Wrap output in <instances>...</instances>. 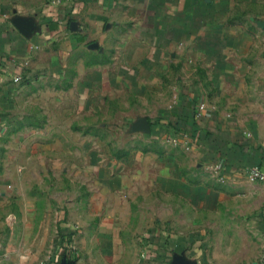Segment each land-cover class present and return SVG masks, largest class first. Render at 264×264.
<instances>
[{"label":"crops","instance_id":"1","mask_svg":"<svg viewBox=\"0 0 264 264\" xmlns=\"http://www.w3.org/2000/svg\"><path fill=\"white\" fill-rule=\"evenodd\" d=\"M244 27L252 32L247 39L253 49L239 45L227 55L222 47L225 32L237 37ZM177 43L213 59L250 54L263 59L261 69L227 62L223 69L216 67V73L225 74L227 84L237 85L232 78L242 74L244 79L251 70L264 75V0H50L33 12L15 11L0 3V139L8 134L9 149L19 145L18 138L23 148L29 144L34 130L12 128L14 122L33 112L38 106L35 102L46 109L51 100L57 111L58 106H85L96 96L106 106L104 96L111 95L114 86L121 83V90H126L132 85L122 81L128 72L137 75L134 84L142 89V75H155L166 50ZM115 49L112 63L123 66L114 65L121 82L113 85L106 79L110 52ZM103 65L108 67L102 71ZM88 72L100 81H77L78 75L86 79ZM242 79L239 86L246 89ZM261 88L264 90L263 85ZM189 105L183 102L181 115L171 116L175 132L186 129L188 135H196L204 155L209 153L228 171L254 165L264 169V117L223 120L220 113L217 121L216 114L205 112L196 119ZM45 113L40 114L44 117ZM59 117L53 113L50 121ZM144 117L150 123L146 133L158 139L160 120ZM53 130H57L55 126ZM47 134L41 129L38 137ZM164 151L154 150L150 160L139 161L128 159L126 151L117 163L95 166L103 173L97 180L87 178L91 194L85 215H71L69 242L62 245L60 239L52 256L46 255L50 227L45 221L30 220L36 212L28 206V188H24L28 183L17 177L23 164L11 162L0 175V264H195L185 239L169 237L166 228L157 225L159 217L167 216L163 209L146 213L136 222L134 205L166 202L174 173L181 171L174 163L161 161L158 154ZM180 174L179 184L188 189L189 181L182 171ZM6 186L10 192H3ZM13 202L16 204L11 205ZM33 233L41 236L31 241ZM253 264H264V253Z\"/></svg>","mask_w":264,"mask_h":264},{"label":"rangeland","instance_id":"2","mask_svg":"<svg viewBox=\"0 0 264 264\" xmlns=\"http://www.w3.org/2000/svg\"><path fill=\"white\" fill-rule=\"evenodd\" d=\"M48 1L0 0V3L13 7L15 11L33 12ZM119 12L121 10L115 11V16ZM76 25L77 28L80 26ZM246 30L244 27V33L241 35L239 31L237 37H231L229 30L225 32L228 35L223 39L222 47L227 55L239 45L244 46L243 49L248 45V48L252 47L247 39L252 32ZM183 46V43H177L175 48L166 50L155 75H142V89L134 84L137 75L128 72L122 81L132 85L126 90H121V83L114 86L110 90L112 94L104 96L106 106L96 96L85 106H58L57 111L51 100L47 101L46 109L41 107L40 101L35 102L39 107L35 106L32 113L14 122L12 128L34 130L29 144L23 148L18 138L19 145L9 149L6 147L11 140L8 134L0 139V175L5 174L11 162L23 164L24 168H20L17 177L28 183V187L24 186L28 188V206L36 212L31 214L30 220L45 221L50 227L46 234L47 256H52L60 247V239L62 245L69 242L71 215H85L91 194L87 178L97 180L103 173L95 166L117 163L121 161V153L126 151L130 153L127 158L131 161L150 160L149 155L155 153L154 150L164 149V153L158 154L159 158L164 163L181 167L189 188L179 184L181 171L177 170V175L175 171L173 185L166 191V202H149L143 207L142 203L134 205V211L138 212L136 222L146 213L163 209L167 216L159 217L157 225L166 228L169 237L178 241L185 239L195 264H253L262 258L264 183L248 179L249 167H237L232 171L221 167L209 153L204 155L201 145L197 146L195 142L196 135H188L186 129L175 132L169 121L174 114L181 115L186 101L196 119L205 112L216 114L217 121L220 113L223 120L264 117V90L261 88L264 75L260 71H247L244 79L242 74L235 75L232 79L237 85L227 84L225 74L216 73V67L223 69L225 62L261 69L263 59L251 54L213 59L199 55L193 47L184 49ZM116 55V49L111 50V68L106 79L113 85L121 82V74L114 66L118 63H112ZM105 67L108 65L101 66L102 71ZM236 76L239 77L237 80ZM84 77L86 79L78 75L77 81L100 79L92 72ZM241 79L245 80L246 89L239 86ZM41 112H46L44 117ZM53 113L60 116L56 122L50 121ZM142 116L160 120L162 134L158 133V139L144 131H132V122ZM53 126L57 130H53ZM41 129L48 132L46 137H38ZM7 187L3 192H10ZM37 236L41 235L31 234V241H36ZM16 238L19 240L20 235L16 234Z\"/></svg>","mask_w":264,"mask_h":264},{"label":"built area","instance_id":"3","mask_svg":"<svg viewBox=\"0 0 264 264\" xmlns=\"http://www.w3.org/2000/svg\"><path fill=\"white\" fill-rule=\"evenodd\" d=\"M248 179L251 182L264 183V169L259 165H254L248 169Z\"/></svg>","mask_w":264,"mask_h":264},{"label":"water","instance_id":"4","mask_svg":"<svg viewBox=\"0 0 264 264\" xmlns=\"http://www.w3.org/2000/svg\"><path fill=\"white\" fill-rule=\"evenodd\" d=\"M92 45V47H94ZM132 131H144V132H150V123L146 117H140L132 124Z\"/></svg>","mask_w":264,"mask_h":264}]
</instances>
